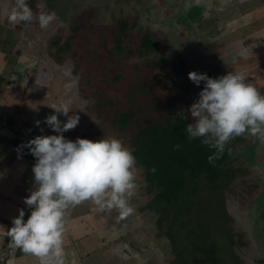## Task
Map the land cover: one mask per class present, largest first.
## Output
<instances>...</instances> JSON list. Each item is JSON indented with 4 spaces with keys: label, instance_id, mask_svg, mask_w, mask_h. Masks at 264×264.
I'll use <instances>...</instances> for the list:
<instances>
[{
    "label": "rangeland",
    "instance_id": "rangeland-1",
    "mask_svg": "<svg viewBox=\"0 0 264 264\" xmlns=\"http://www.w3.org/2000/svg\"><path fill=\"white\" fill-rule=\"evenodd\" d=\"M181 1L124 0V3L129 5L128 12L132 15L136 14L134 22L137 23L139 32H129V38L124 44L135 50L138 49L136 56L130 57L126 53L123 54L122 38L118 36L112 39L113 46L106 47V53H104L106 65L102 63V66L89 67L88 64L91 63L89 58L99 57V54H102L98 48H92L91 40L94 37L83 39L87 51H81L84 49L80 47L82 41L72 43V46L77 48V52L80 51L79 58L76 60V71H79V67L82 70L78 73L77 82L80 81V86L85 92V102L89 104L91 112L96 115V124H99L97 128L95 124L92 129L91 134L95 137H92L90 133L88 137L97 141L117 138L134 155L135 171L138 170L141 178L138 181L143 196L141 203L150 204L151 208H141L145 212L140 213L133 222L134 225L144 222L145 232H147L144 240L147 236L151 239L148 258H154V264H178L176 256L178 257L179 253H176V249L180 240L184 239L180 235L191 234V237H197L196 233L215 241L211 243L216 250H213L212 259H208L210 262L203 257L202 252L193 251L194 246L190 240L182 246L183 249H188L187 252L191 256L202 259L200 260L202 264H222L221 260L227 256L230 264H264V175L259 174L264 173V170L252 169L245 162L246 158L251 159L248 146L252 143L248 145L247 139L243 140L244 143L237 142L236 147L233 139L228 143L229 155L234 156L224 168L223 177L229 175L227 179L229 178L231 183L226 184L230 182L227 181L223 191H213L206 187H211L212 182L219 179L218 173L208 172L205 168L208 172L206 173L202 171L203 167L197 168L194 173L192 168L195 165H189L186 162L180 165L173 163L172 159L168 162L167 153L168 149L170 150V144L168 149H158L161 156L164 154L166 170L160 174L156 171L155 175L151 176L154 182L147 177V171L152 170L153 165L155 168V162L159 161V153L154 148L162 145L163 129L167 127L172 131L177 127L171 124L166 126L169 112H173L176 117L182 111L189 109L198 99L199 90L204 84L196 86L190 81L189 66L186 67L183 61L187 58L189 63H195V71L201 69H199L202 54L200 49L190 47V42L185 48L180 47V39H183L181 33L186 32L183 30L185 26L179 24L178 19L181 13V10L178 11ZM119 7V3L116 4L115 10L120 12ZM109 11H111L110 8L100 6L97 22L103 21ZM60 13L63 14V8ZM82 13H84L83 10ZM118 17L120 16H115L114 19ZM97 27L98 23H95L89 28ZM113 29L115 27H110L109 30ZM166 31L169 34H165ZM187 32L190 39L195 42L197 33L192 30ZM147 33L157 41H145L144 47L139 46L141 35ZM39 34L41 36L42 32ZM46 39L44 38V43ZM101 39V37L98 38V40ZM105 46L106 44L103 45ZM145 50H148V53L142 52ZM98 60L101 62L100 58L96 61ZM109 66H111L110 70ZM115 76L119 79H114ZM131 112H134L135 116L125 126L123 122L127 118L126 113ZM190 120L189 123H194L191 117ZM181 139L177 136L176 144L181 142ZM152 141L153 146H151ZM241 145L246 146V149L240 148ZM174 152L173 148L172 155ZM190 159L193 160L192 155ZM203 161L206 163L208 159L203 158ZM197 173L202 175L197 176ZM27 174H31L29 170ZM191 177L194 178L191 179ZM206 177L210 179V182L205 181ZM165 179H169V182ZM161 180L163 185L166 184L169 187L166 190V198L168 199L169 196L174 202L171 206H164V209L154 207L158 205L153 202L159 192L157 185H160ZM162 184L160 188L165 187ZM187 193H189L188 196ZM7 225L12 226V220H8ZM177 235L180 236L178 240ZM217 237L220 238L221 243ZM171 238L176 241H171ZM260 258L263 259L262 263H259Z\"/></svg>",
    "mask_w": 264,
    "mask_h": 264
},
{
    "label": "crops",
    "instance_id": "crops-1",
    "mask_svg": "<svg viewBox=\"0 0 264 264\" xmlns=\"http://www.w3.org/2000/svg\"><path fill=\"white\" fill-rule=\"evenodd\" d=\"M15 5L16 0H0V127L9 126L30 140L40 135H59L44 121L47 116L56 114L50 106L69 102L72 110L69 115L78 114L80 120L75 129L63 133L65 138L97 141L88 137L97 121L85 102L80 81H74L67 67L56 63L55 52L44 43L39 31L31 26L32 21H9ZM180 10L179 24L184 25L183 30L186 31L181 33L180 47L185 48L190 42V47H197L202 53L199 60L201 69L196 72L206 73L211 78L232 72L241 73L245 75V83L252 84L264 94V0H182ZM190 30L197 33L195 42L187 34ZM183 61L190 72L195 71V63H189L187 58ZM3 117L10 119L5 125ZM58 119L67 121L62 114L58 115ZM36 121L41 122L39 126ZM98 126L96 124L95 128ZM246 135L233 139L235 147L237 142L244 143L243 140L247 139L248 145L252 143L247 147L251 159L244 157L245 162L252 169L264 170V143ZM23 146L17 141L0 138L1 194L2 197H14L9 203L3 198L0 232L4 231L3 223L7 225L3 218L8 216L7 221L13 220L19 216L21 209L25 211L28 208L24 199L33 189L32 168L36 158ZM241 147L246 149L244 145ZM259 163H263L262 166ZM28 170L31 174H27ZM139 180L137 170V188L129 200L133 211L123 219L119 218L117 211L101 212L91 202L68 210L64 244L68 254L67 264H154L155 259L148 258L151 239L147 236L144 240L147 233L144 222L140 225L133 222L145 212L144 209L151 208L150 204L141 203L143 196ZM15 190L17 194H12L16 193ZM7 226L11 228L13 225ZM8 242L6 240V245ZM262 260L260 258L259 263ZM15 264H39V261L19 250Z\"/></svg>",
    "mask_w": 264,
    "mask_h": 264
},
{
    "label": "clouds",
    "instance_id": "clouds-1",
    "mask_svg": "<svg viewBox=\"0 0 264 264\" xmlns=\"http://www.w3.org/2000/svg\"><path fill=\"white\" fill-rule=\"evenodd\" d=\"M37 7L42 9L43 5ZM8 18L12 23L31 22L34 17L27 0H16ZM53 19L54 14L41 11V28ZM188 78L196 86L204 82V87L198 99L179 116L194 120L186 126L189 140L200 138L204 145L215 149L208 157L210 164L220 158L235 137L247 134L264 143V94L245 83L244 74L232 72L211 78L192 71ZM50 107L56 114L47 116L44 123L59 135L36 136L23 146L36 158L33 189L24 199L31 214L25 221V211L21 209L5 236L10 238L11 251L19 249L35 257L39 264H67L64 244L68 210L91 202L101 212L115 210L120 219L129 216L133 211L129 200L137 188L136 160L117 138L67 140L63 133L75 129L80 116L69 115V102ZM59 114L67 121L58 119ZM40 123L36 121L37 126ZM179 147L176 145L175 150Z\"/></svg>",
    "mask_w": 264,
    "mask_h": 264
},
{
    "label": "flooded vegetation",
    "instance_id": "flooded-vegetation-1",
    "mask_svg": "<svg viewBox=\"0 0 264 264\" xmlns=\"http://www.w3.org/2000/svg\"><path fill=\"white\" fill-rule=\"evenodd\" d=\"M66 1L67 0H27V5L32 10L34 17L31 26L36 29L40 28L38 31L42 32V39L47 38L45 44L50 46L55 52L53 54L54 59H56V63L63 67H67V70L70 72V75L73 77L74 81H77L79 76L78 73L81 72L82 68L79 67V71H76V60L79 58L78 53H80V51L78 50L77 52V48L72 46L73 42L82 41V45L80 47H83L85 51H87L83 44V39L86 40V37H90L92 39L94 37L91 40L92 48H98L99 52H101L104 56L99 54V57H90L89 59L91 60V63L88 64L89 67L97 65L96 60L98 58L101 59L103 64H106L104 62V53H106V47L113 46L114 41H112V39L118 36L122 38L121 45L123 48V54L126 53L128 54L127 56L130 57L137 55L136 53L139 51L138 49L135 50L132 47L124 44L125 40L129 38V32H138L137 23L134 22V16H136V14L134 13L132 15L128 12L129 5H126L124 0H78L77 2H75V0H69L68 2ZM118 3L120 6V12L115 10V5ZM37 5H43V8H38ZM100 6L108 7L111 9V11L107 13L103 21L97 22V14L99 13ZM62 8L63 14L60 13ZM82 10L84 13H82ZM41 11L46 14H54V19L45 28H41L39 23V15ZM115 16L120 17H118V19H114ZM95 23H98V27L96 29L89 28L90 26L93 27ZM110 27H115V29L109 30ZM103 32H105V36H103ZM167 33L168 32L166 31L165 34ZM141 36V45L139 44L141 47H144L143 44L145 41H157L156 39L152 38L149 33L142 34ZM99 37L102 39L98 40ZM177 42L179 45V40ZM104 44H106L105 47H103ZM71 49H73L72 52ZM148 50L142 52L146 54L148 53ZM72 62L73 64H71ZM110 68L111 66L108 67L109 70ZM113 78L116 80L119 79L118 76ZM107 80L108 79H106V81ZM1 195L3 196V194ZM7 218L8 216L3 218L4 221L7 222ZM3 219H1V222H4ZM2 226L4 231L0 232V264L5 263L4 252L8 247V244L6 245L5 242L6 240L10 239L9 237L5 236V231H8L10 228H7L8 226L5 222Z\"/></svg>",
    "mask_w": 264,
    "mask_h": 264
},
{
    "label": "trees",
    "instance_id": "trees-1",
    "mask_svg": "<svg viewBox=\"0 0 264 264\" xmlns=\"http://www.w3.org/2000/svg\"><path fill=\"white\" fill-rule=\"evenodd\" d=\"M81 51L83 52V51H85V49H82ZM102 63H103L102 61L100 63V60H98L97 66L98 65L102 66ZM104 65H106V64H104ZM126 115H127V118L123 122V124L125 126L135 116V113L134 112L126 113ZM188 121H191L190 120V116H189L188 120H185V119H181L179 115L174 117L173 112H169V116H168V118L166 120V123H165L166 126H167V124L169 126L171 124V125L177 126V127H175L172 131L170 129L168 130L167 127H165V129H163V135L164 136L162 137V145L160 147L154 148L155 151H157L159 153V161L155 162V169H156L157 172H159V174L162 171L164 172L166 170L167 163H166V160L164 158V154H162V156H161L160 155V151L158 149H163V148H167L168 149V144H170V147H169L170 150L168 149V153H167V156H169V161L168 162H171V159H172L173 163H178L180 165H183L184 162L188 163L189 165H195L192 168L194 173L197 170V168H201V167H203L202 171H205V168H206L208 172H213V173L216 172V173H218L219 179H217V181L212 182L211 187H209V186H206V187L208 189H210V190H213V191L214 190H219V192L223 191L225 189L224 188V184L227 181H230L229 178L227 179V177H229V175H227V177H223L224 172H225L224 168H226L227 162L230 159H232V157H230V155H229V150H228V148L226 146L224 153L220 156L219 159H217L214 162V164H210L209 161L204 163L203 158L204 159H208L209 156H211V155H213L215 153V149H210L207 145H204L200 138H197V139H194V140H189L187 138L186 126L189 123ZM180 125L183 128L180 127ZM155 134H157V131H155ZM158 134L160 136L162 135L160 133H158ZM177 136H179L182 139H181V142H178L176 144ZM177 140H179V139H177ZM176 145H180V147H179L178 150H175L174 154L172 155V150H173V148L175 149ZM151 146H153V141H152V145ZM193 148H195V149H193ZM152 153H153V151L151 152V154ZM190 155H192V158H193L192 161L190 159ZM195 159H197V160H195ZM163 166H165V167L163 168ZM153 168H154V165H153ZM156 171L154 173L151 170L147 171V177L152 180L151 176L155 175ZM208 172H206V173H208ZM197 174H198L197 176L202 175L201 173H197ZM147 177H146V179H147ZM193 178L194 177H191V179H193ZM165 180L167 182H169V179H165ZM170 180H172V179H170ZM205 181H209L210 182V179L206 177ZM152 182H154V181L152 180ZM171 182H174V180H172ZM228 183H231V181L227 182L226 184H228ZM159 184L160 185L162 184V180H161V182ZM176 184H178V183L176 182ZM160 185H157L159 187L158 188L159 192L156 195V197L154 199V202L158 205V206H156L157 208L164 209V206H166V205L171 206V205H173L174 202L171 201V198L169 196H168V199L166 198V194H167L166 190L169 187L166 184L165 185L162 184L165 187L164 188H160ZM178 185H180V184H178ZM204 185H206V184H204ZM178 189H180V187ZM188 194L189 193H187L186 195L188 196ZM30 214H31V209L27 208L25 210V217H24L25 221H26V219L29 218ZM192 233H193V231H192ZM209 233H210V231H209ZM196 234H197V237H191V234L190 235H180V236H183L184 239L180 240V244H178V248L179 249L178 248L176 249V253L177 254L179 253L178 257L176 256V259L178 260V264H202V262L200 261L202 259L197 258V256H191V254L187 252L188 249H183L182 248V246L186 245V243L189 240H190V243H192V246H194V250H193L194 252H202L203 253V257L205 259H207V261L212 259L213 250L215 248L211 245V243L212 242L214 243L215 241L214 240L212 241V239L210 237H206V236H204L202 234H199V233H196ZM180 236L177 235L176 239L179 238ZM232 236H233V234H232ZM174 238H171V241H176V240H174ZM217 238H218L217 240L219 241L220 238L219 237H217ZM219 243H221V242L219 241ZM227 258H228V256H227ZM227 258L225 257L223 260H221V263L222 264H230V260L228 259L229 260V262H228Z\"/></svg>",
    "mask_w": 264,
    "mask_h": 264
},
{
    "label": "water",
    "instance_id": "water-1",
    "mask_svg": "<svg viewBox=\"0 0 264 264\" xmlns=\"http://www.w3.org/2000/svg\"><path fill=\"white\" fill-rule=\"evenodd\" d=\"M0 138L8 139L11 141H17L23 145H26L27 142L30 141V139L25 134H21L9 126L8 127H0ZM2 191H3V189L0 187V211L3 209V203H2L3 198L5 201H7V203L12 202L13 198H14L12 195H9V196L7 195L6 197H2V195H1ZM15 192H16V190H15ZM12 194H17V192L12 193ZM18 251H19V249L15 250L13 252L7 247L5 249V252H4V258H5L4 264H15Z\"/></svg>",
    "mask_w": 264,
    "mask_h": 264
},
{
    "label": "built area",
    "instance_id": "built-area-1",
    "mask_svg": "<svg viewBox=\"0 0 264 264\" xmlns=\"http://www.w3.org/2000/svg\"><path fill=\"white\" fill-rule=\"evenodd\" d=\"M3 118H4V119H3V121H4L3 124H4V125H5L8 121H10V119L8 120V118H6V117H3ZM0 119H2L1 116H0ZM1 121H2V120H1Z\"/></svg>",
    "mask_w": 264,
    "mask_h": 264
}]
</instances>
